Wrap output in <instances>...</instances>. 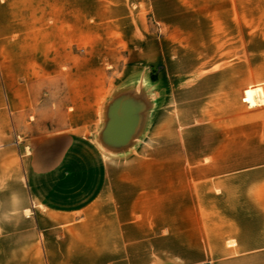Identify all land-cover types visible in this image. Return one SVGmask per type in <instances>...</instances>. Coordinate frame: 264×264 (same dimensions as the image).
<instances>
[{"label": "crops", "instance_id": "0c3cea01", "mask_svg": "<svg viewBox=\"0 0 264 264\" xmlns=\"http://www.w3.org/2000/svg\"><path fill=\"white\" fill-rule=\"evenodd\" d=\"M90 1L0 0V264L142 260L138 241L144 236L139 235L138 224L143 220L141 209L152 201L154 182L147 178L139 190L135 170L108 167L115 158L106 157L96 140L103 130L109 143L120 144L135 128L133 114L139 109L118 102L120 97L108 109L105 125L106 95L94 89L92 94L75 95L78 99L60 127L46 123L52 124L57 114L47 102L56 96L59 79L68 80L75 62L87 61L76 58L74 50L84 52L90 46L91 15H106L91 14ZM93 1L112 5L118 16L114 21L131 18L128 28L120 31L128 34L122 39L125 47L137 53L154 48L147 40L152 31L140 10L153 9L155 0ZM160 1L165 11L184 10V15L199 18L193 28L162 19L167 33L211 32L213 24L202 18L249 15L231 10L248 11L250 0ZM135 7L139 11L134 12ZM59 66H65L64 74ZM240 73L241 120L232 125L238 130L233 144L240 145L235 154L241 161L264 162V40L259 41L255 58L242 57ZM147 75V83L153 85ZM43 95L49 99L43 102ZM151 96L155 101L153 92ZM259 167L264 172V163ZM258 195L256 202L241 204L258 207L257 229L243 226L241 234L232 237L235 247L225 253L257 255L264 263V187Z\"/></svg>", "mask_w": 264, "mask_h": 264}, {"label": "rangeland", "instance_id": "374dc122", "mask_svg": "<svg viewBox=\"0 0 264 264\" xmlns=\"http://www.w3.org/2000/svg\"><path fill=\"white\" fill-rule=\"evenodd\" d=\"M90 6L91 14L106 15H91L90 46L74 50L76 58L87 61L75 62L68 80L59 79L56 96L47 102L57 114L52 124L46 123L60 127L75 95L94 89L106 95L105 125L108 109L120 97L118 102L139 109L133 114L135 128L120 144L109 143L103 130L96 136L105 156L115 158L108 167L135 170L139 190L147 178L154 182L152 201L141 209L138 224L144 236L138 241L139 264H264L257 255L225 253L235 247L232 237L243 226L256 230L259 221L258 207L241 204L257 201L264 162L237 159L240 145L233 143L238 130L232 125L241 120V59L255 58L264 40V0H250L248 11L231 10L248 16L202 18L213 24L211 32L186 33H167L160 21L193 28L199 18L184 10L165 11L155 0L153 9L140 10L152 31L147 40L154 45L143 53L122 42L128 34L121 28H128L131 18L114 21L118 16L108 2L91 0ZM64 67L59 73L66 72Z\"/></svg>", "mask_w": 264, "mask_h": 264}, {"label": "clouds", "instance_id": "9594fccd", "mask_svg": "<svg viewBox=\"0 0 264 264\" xmlns=\"http://www.w3.org/2000/svg\"><path fill=\"white\" fill-rule=\"evenodd\" d=\"M5 219H9V217H8V216H6V217H5Z\"/></svg>", "mask_w": 264, "mask_h": 264}, {"label": "water", "instance_id": "95a60500", "mask_svg": "<svg viewBox=\"0 0 264 264\" xmlns=\"http://www.w3.org/2000/svg\"><path fill=\"white\" fill-rule=\"evenodd\" d=\"M126 104V103H125Z\"/></svg>", "mask_w": 264, "mask_h": 264}]
</instances>
